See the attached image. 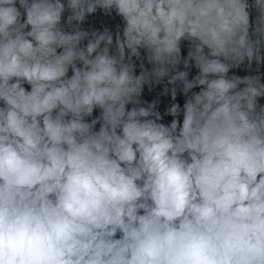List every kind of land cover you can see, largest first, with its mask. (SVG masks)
Returning a JSON list of instances; mask_svg holds the SVG:
<instances>
[{
	"label": "clouds",
	"instance_id": "obj_1",
	"mask_svg": "<svg viewBox=\"0 0 264 264\" xmlns=\"http://www.w3.org/2000/svg\"><path fill=\"white\" fill-rule=\"evenodd\" d=\"M262 68L264 0H0V264H264Z\"/></svg>",
	"mask_w": 264,
	"mask_h": 264
},
{
	"label": "water",
	"instance_id": "obj_2",
	"mask_svg": "<svg viewBox=\"0 0 264 264\" xmlns=\"http://www.w3.org/2000/svg\"><path fill=\"white\" fill-rule=\"evenodd\" d=\"M252 15L253 17L256 15L254 10L252 12ZM117 23H121L119 17H108L103 15L102 13H97L88 18V22L86 26L91 25L95 28H102L104 26L114 27ZM262 71H264V68H262ZM239 74L244 75L246 73L244 71H240ZM261 103H264V100H262Z\"/></svg>",
	"mask_w": 264,
	"mask_h": 264
}]
</instances>
